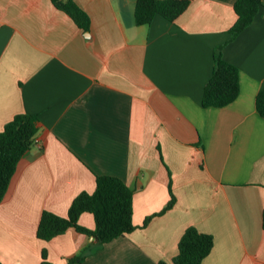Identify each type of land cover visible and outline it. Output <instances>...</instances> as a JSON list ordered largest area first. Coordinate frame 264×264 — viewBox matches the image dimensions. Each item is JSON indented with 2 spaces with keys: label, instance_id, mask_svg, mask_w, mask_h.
I'll return each instance as SVG.
<instances>
[{
  "label": "crops",
  "instance_id": "1",
  "mask_svg": "<svg viewBox=\"0 0 264 264\" xmlns=\"http://www.w3.org/2000/svg\"><path fill=\"white\" fill-rule=\"evenodd\" d=\"M72 1L86 30L52 0H0V130L16 114L36 129L0 202V264H40L42 251L50 264L171 262L188 227L212 236L202 264H264V7L231 38L236 0H191L147 25L136 0ZM216 46L239 94L203 107ZM102 175L132 190L131 232L36 236L43 211L66 216ZM78 223L95 228L91 213Z\"/></svg>",
  "mask_w": 264,
  "mask_h": 264
},
{
  "label": "trees",
  "instance_id": "2",
  "mask_svg": "<svg viewBox=\"0 0 264 264\" xmlns=\"http://www.w3.org/2000/svg\"><path fill=\"white\" fill-rule=\"evenodd\" d=\"M191 0H136L133 19L136 25L149 24L156 14L173 21L185 11ZM54 5L64 10L82 29L88 28L87 16L72 0H52ZM264 7V0H236L233 9L236 20L229 29L231 38L246 29ZM222 46L213 50V69L204 86L202 94L203 107H223L233 102L239 94V73L236 66L225 61L221 56ZM258 114L264 118V88L255 97ZM35 116L16 114L0 130V202L3 200L16 165L21 157L34 144ZM132 190L118 177L102 175L96 177L95 190L92 193L80 192L72 200L66 216H59L43 211L37 226L36 236L44 241L74 229L78 233L92 236L99 245L131 232L135 226L132 222ZM175 198L170 199L158 212L162 214L172 207ZM91 213L95 221L93 230L78 223L79 216ZM151 216L145 218L143 225ZM262 228L264 229V207L262 211ZM213 245L212 236L188 227L182 234L177 253L171 262L159 261L157 264H202ZM85 254L77 257L82 260ZM40 264H50L42 251Z\"/></svg>",
  "mask_w": 264,
  "mask_h": 264
}]
</instances>
